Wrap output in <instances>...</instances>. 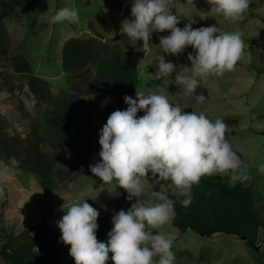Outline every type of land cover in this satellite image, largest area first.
<instances>
[{
	"label": "rangeland",
	"instance_id": "rangeland-1",
	"mask_svg": "<svg viewBox=\"0 0 264 264\" xmlns=\"http://www.w3.org/2000/svg\"><path fill=\"white\" fill-rule=\"evenodd\" d=\"M173 2L182 4L183 11L188 13V17H180L178 27L183 28L190 22L196 29L202 27L200 18L214 17L220 33H241L245 56L251 57L250 63L238 62L233 71L222 76H209L203 82L209 92L203 103L197 102V95L184 97L183 89L172 83L176 72L190 74L191 61L187 56L188 53L195 54L192 46L179 56L163 53L159 39L170 35V30H165L151 33V49L145 53L137 45L142 40H130L121 35L122 20L134 19L131 16L132 0H31L6 18L5 27L12 42L9 53H24L32 62L33 71H16L7 57L0 56V161L7 162L13 156L20 161L18 168H10L7 175L0 176V248L11 235L21 234L40 222L46 212L53 229L59 233L57 247L62 250L66 263L75 264L69 254L71 245L60 240L62 233L57 221L66 214L62 206L67 208L72 203L86 200L99 211L97 222L107 218L112 224V216L122 209L128 210L136 200L134 197L133 201H128L124 189L115 181L104 184L91 173L89 165L101 160L100 130L112 112L126 110L128 106L124 108L111 98H97L100 83L96 80L93 63L81 71H65L63 46L70 37L95 35L108 45L103 47L102 56L119 50L133 56L138 68L137 88L145 94H162L185 112H204L213 121L222 119L228 126L226 140L241 156L252 176L257 209L264 219V173L258 170L259 165L264 164V52L250 45L264 27V0H250L245 18L235 23L211 14L207 0H192L190 4L187 0ZM61 7L78 9L79 21L49 23L50 17ZM152 36L156 39L151 40ZM159 55L177 66L167 85L163 78L154 79ZM136 91L133 98H136ZM63 97L77 104L72 120L78 139L72 144L78 149L69 144L73 135L69 136L67 131L52 123L56 99ZM142 115L144 112L140 110L137 117ZM36 129L41 136L42 149L53 160L54 185L48 196L27 154ZM83 153L87 154V160L81 156ZM144 183L146 190L142 199L147 202L154 187L153 179L145 178ZM159 189L167 191L168 195L175 193L170 181H162L154 190ZM151 231L153 234L175 233L174 264H264V226L260 229L257 248L234 233L204 236L193 228L181 229L173 221ZM97 239L106 242L108 236H97ZM111 256L109 253L107 264H114ZM158 259L154 258V264ZM2 264H5L3 260Z\"/></svg>",
	"mask_w": 264,
	"mask_h": 264
},
{
	"label": "clouds",
	"instance_id": "clouds-1",
	"mask_svg": "<svg viewBox=\"0 0 264 264\" xmlns=\"http://www.w3.org/2000/svg\"><path fill=\"white\" fill-rule=\"evenodd\" d=\"M210 13L222 16L235 23L245 18L250 0H207ZM192 3V0H187ZM175 8L176 12L171 11ZM131 16L121 22V35L130 40H142V50L151 49L153 32L170 30V35L161 36L159 47L169 56H179L188 46L195 54L188 53L191 61L190 74L176 72L177 66L165 60L164 55L156 59L154 79L163 78L165 85L176 72L172 83L183 89L184 97L194 95L196 89L209 76H222L233 71L238 62L250 63L245 56V44L240 32L217 34L216 25L193 29L192 23L178 27L180 17H188L183 5L173 0H132ZM78 9L61 7L48 21L51 24L77 23ZM198 103L205 101L200 94ZM126 110L110 114L100 130L99 144L102 146L100 161L89 165L91 173L104 184L116 182L132 201L128 210H120L112 216V229L106 242L97 239L99 211L86 200L75 202L57 221L61 230L60 240L71 245L69 254L75 264H107L109 253L114 264H174L172 251L175 233L158 232L171 224L175 218V201L164 190H154L162 181H170L175 193L183 197V207L192 203V188L199 185L204 176L227 177L230 188L237 183L251 181L247 166L240 155L226 140L227 125L220 118L210 120L204 112H185L179 104H173L167 96L138 90L136 98L125 95ZM143 110L144 115L137 117ZM20 161L14 156L7 162L0 161V176L7 175L10 168H18ZM264 173V164L258 169ZM153 178L154 187L147 202L142 199L146 185L144 179Z\"/></svg>",
	"mask_w": 264,
	"mask_h": 264
},
{
	"label": "trees",
	"instance_id": "trees-1",
	"mask_svg": "<svg viewBox=\"0 0 264 264\" xmlns=\"http://www.w3.org/2000/svg\"><path fill=\"white\" fill-rule=\"evenodd\" d=\"M0 56L9 59L11 65L19 72H32V62L22 52L11 54V36L5 27V20L19 7L27 5L31 0H0ZM174 13L176 10L173 11ZM202 27L216 25L214 17L200 18ZM217 34H220L218 31ZM156 39L152 36L151 40ZM143 42L137 45L142 47ZM251 47L264 52V27L259 30L257 37L251 41ZM108 45L98 36L86 38L70 37L64 42L62 60L66 72L81 71L90 63L96 68V80L100 83L96 90L97 98H111L124 108L128 106L123 97L134 96L139 83L138 68L133 56H127L117 51L102 56L103 47ZM209 96V92L202 82L194 95ZM56 113L52 123L73 135L69 144L78 137L75 134L76 125L73 114L77 104L70 98L56 99ZM78 149L77 145L72 144ZM90 151V150H88ZM80 153V151H79ZM27 154L37 174L40 175L45 195L51 193L54 185L52 177L53 160L41 147L39 131H34V140L27 147ZM10 156V155H9ZM87 160V154H81ZM152 180L151 173L147 178ZM227 177L220 175L204 176L199 185L192 188V203L183 207L180 201L183 197L171 193L169 197L175 201V218L173 223L181 229L193 228L204 236L219 232L234 233L245 237L248 243L257 248L260 229L264 226V219L257 209V199L253 193L251 181L244 184L237 183L230 188ZM125 191V190H124ZM126 197L128 193L125 191ZM134 200V199H133ZM132 200V201H133ZM99 227L96 235H107L111 230V222L101 218L97 222ZM59 233L53 229L50 215L43 213L42 219L21 234H13L5 240L0 248V264H68L62 250L57 247Z\"/></svg>",
	"mask_w": 264,
	"mask_h": 264
},
{
	"label": "water",
	"instance_id": "water-1",
	"mask_svg": "<svg viewBox=\"0 0 264 264\" xmlns=\"http://www.w3.org/2000/svg\"><path fill=\"white\" fill-rule=\"evenodd\" d=\"M244 240H247L245 237H242Z\"/></svg>",
	"mask_w": 264,
	"mask_h": 264
}]
</instances>
